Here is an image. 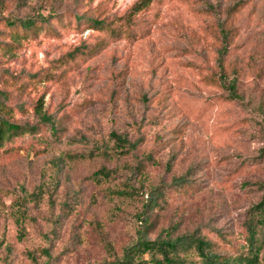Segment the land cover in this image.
Returning <instances> with one entry per match:
<instances>
[{"label":"rangeland","instance_id":"rangeland-1","mask_svg":"<svg viewBox=\"0 0 264 264\" xmlns=\"http://www.w3.org/2000/svg\"><path fill=\"white\" fill-rule=\"evenodd\" d=\"M131 10L120 35L89 21ZM0 99L37 125L0 149V264L112 258L150 197L151 237L246 248L264 193V0H0Z\"/></svg>","mask_w":264,"mask_h":264},{"label":"trees","instance_id":"trees-1","mask_svg":"<svg viewBox=\"0 0 264 264\" xmlns=\"http://www.w3.org/2000/svg\"><path fill=\"white\" fill-rule=\"evenodd\" d=\"M135 12L139 6H133ZM132 10L121 18L120 22L106 17H89L92 27L106 31L109 35H120L126 30L124 25H128L133 20ZM120 18V19H121ZM35 18H24L18 20H10V26H19L21 30H30L35 22ZM228 29L221 26L222 48L227 47ZM102 44L97 42L93 49H98ZM74 52L70 53V56ZM51 71L44 73V78L49 79L52 76ZM222 73L219 76L220 82H223ZM230 89V95L235 97V82L230 81L227 84ZM3 92L5 90H2ZM5 93V92H4ZM7 96V94H5ZM8 111L7 105L3 99H0V149L5 143L11 141L14 137L29 131H35L36 124L28 122H15L7 118L4 112ZM35 111L40 119L50 121V116L43 111L39 102L35 104ZM174 182L178 185H184L186 182L185 175L175 177ZM258 185L264 188V181H258ZM154 194V193H153ZM155 197V196H154ZM156 199H146L141 210L137 213V221L135 237L127 244L122 246L120 253H115L112 258H103L96 264H258L259 253L264 246V193L253 203L248 211L247 220L244 223L246 248L235 252L217 249L216 243L196 234L193 231H185L181 233H172L170 231L158 232L154 236H150L151 222L149 220V212L155 206ZM223 241L228 242V238L224 233H218ZM43 253L50 257L49 248L43 247Z\"/></svg>","mask_w":264,"mask_h":264}]
</instances>
